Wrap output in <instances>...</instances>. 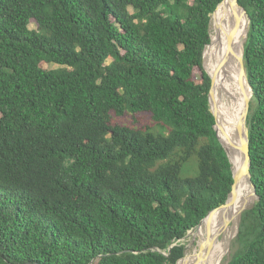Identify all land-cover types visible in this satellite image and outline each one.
<instances>
[{
    "label": "trees",
    "instance_id": "1",
    "mask_svg": "<svg viewBox=\"0 0 264 264\" xmlns=\"http://www.w3.org/2000/svg\"><path fill=\"white\" fill-rule=\"evenodd\" d=\"M221 1L0 0V264L184 256L181 241L233 184L203 65ZM238 1L250 18L243 58L257 199L226 264H264V0ZM143 114L167 135L112 124ZM191 157L197 175L183 180Z\"/></svg>",
    "mask_w": 264,
    "mask_h": 264
},
{
    "label": "bare ground",
    "instance_id": "2",
    "mask_svg": "<svg viewBox=\"0 0 264 264\" xmlns=\"http://www.w3.org/2000/svg\"><path fill=\"white\" fill-rule=\"evenodd\" d=\"M232 1L225 0L221 3L211 18L210 29H213V33H211V41L204 51L203 65L215 80L212 104L218 118V135L221 142L229 150L231 163L234 171H236L243 166L244 158L239 151L233 153L229 144H239V137L236 132L238 98L242 88L239 79V55H241V46L246 34L247 20L244 25L243 17L245 16L242 15L241 10L232 6ZM209 47L212 52V63ZM243 81L245 82V80ZM245 87H247L246 84ZM231 123L234 128V135L230 128ZM253 201L254 196L249 178L246 173H243L233 203L225 210L214 212L208 223L201 224L191 232L193 239L186 245V251L192 264H210L209 248L211 244L215 250L211 264H217L221 244L214 237ZM190 248L192 251H189Z\"/></svg>",
    "mask_w": 264,
    "mask_h": 264
},
{
    "label": "rangeland",
    "instance_id": "3",
    "mask_svg": "<svg viewBox=\"0 0 264 264\" xmlns=\"http://www.w3.org/2000/svg\"><path fill=\"white\" fill-rule=\"evenodd\" d=\"M243 19H244V25H245L246 18L243 17ZM29 28L34 29L35 25L31 23L29 25ZM210 33H213V29H210ZM242 34H243V32H242ZM209 49H210V47H209ZM210 53H211V59L210 60L212 63L211 49H210ZM239 57H240V55H239ZM43 67L46 69H56V68H59L60 66L50 64V65H43ZM244 83L245 82L242 80V82H241V87H242L241 93H240V96L238 98V100H239L238 119H239V116H240V113H241V110L243 107L244 96L248 95L247 87H245L246 83L245 84ZM112 124L119 125V126H122L125 128H129V129L134 130V131L146 130L147 132H150L156 136H166L167 135L166 129H164L162 126H160V125L156 124L154 121H152L147 114H143V117L141 118V120H139L138 123L133 122L131 115L113 116L112 117ZM230 128H231L233 135H234V128H233L232 123L230 125ZM234 138H235V136H234ZM235 142H236V139H235ZM197 172H198L197 159H196V157H191L189 159V161L182 167V170L180 173V178L183 180L184 179H192V178L196 177ZM252 203L250 205H252ZM249 206H247V207H249ZM247 207H246V209H247ZM241 214H242V212L240 214L236 215V217L232 221H230L225 226L224 229H221L217 233V235L214 237L221 244V246H220L221 251H220V255H219L217 264H226L231 259V257L233 256V254L235 253V251L238 248L236 239H237L238 229H239V225H240ZM191 232H193V231L192 230L189 231L187 233L186 237L181 241L182 244L185 245V247L193 239ZM195 245H197L196 242H195ZM189 251H192V248H190ZM209 252H210L209 260H210V264H211L213 257H214V254H215V250H214L212 244L210 245ZM185 255L188 258L187 251H185ZM188 260L190 261L189 258H188ZM190 263H191V261H190Z\"/></svg>",
    "mask_w": 264,
    "mask_h": 264
},
{
    "label": "water",
    "instance_id": "4",
    "mask_svg": "<svg viewBox=\"0 0 264 264\" xmlns=\"http://www.w3.org/2000/svg\"><path fill=\"white\" fill-rule=\"evenodd\" d=\"M224 1L225 0H222L221 3H223ZM231 4H232L233 7L241 10L242 14L245 16V18L247 20L246 34L244 36V40H243V43H242V46H241V55L239 57V63H240L239 79H240L241 82H242V80H245V82L247 83V85L249 87L250 95H245L244 96L243 107H242V110H241L239 119L237 121V124H236V132H237L238 137H239V144H232V143L229 144L230 150L233 153H236L238 151L242 153L243 158H244V164H243V166H241V168H239L238 170L234 171L233 166H232V163H231V159H230L229 150L225 147V145L221 142V140L219 138L218 130H217V127H218L217 113H216V110L213 108V104H212L213 103L212 100H213V95H214V84H215V80H214V77L212 75H210L205 70L207 72L208 76L210 77V81H211L208 98H209L210 111L213 114L214 121H215L214 130H215L217 139L220 142V144L223 147V149L225 150V153H226V155H227V157L229 159V162L231 164V171H232V176H233V184H232V187H231V191L228 194V197H227L226 202L223 205L219 206L218 208L211 210L207 214V216L199 223V225L197 227H199L203 223H208L209 218L211 217V215L214 212L219 211V210H225L226 208H228L233 203V201L235 199V196H236L237 186H238V183H239L240 178H241V176H242L243 173H246L247 176H248V178H249V182H250V185H251V188H252V193H253V196H254L253 203L257 199L256 194H255V187H254V185L251 182L250 171H249V167H250V154H249V140H248V126H247V118H248V114H249V110H250V101H251V98L253 96V90H252V88L249 85L248 80H247V75H246L245 67H244V58H243V55H244V44H245V41L247 39V35H248V31H249L250 18H249V15L247 14L246 10L239 4V1L238 0H233ZM219 5L217 6V8L219 7ZM217 8L213 12L212 16L215 14ZM212 16H211V18H212ZM211 20L212 19H210V22H211ZM205 48H204V51H205ZM204 51H203V56H204ZM249 207H247V209ZM244 210H246V208H244L242 210V212ZM196 228H194L192 231H194ZM185 251H186V247L184 248V256L176 264H179L181 261L184 260V258H185Z\"/></svg>",
    "mask_w": 264,
    "mask_h": 264
}]
</instances>
